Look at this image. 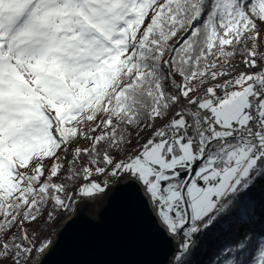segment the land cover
I'll list each match as a JSON object with an SVG mask.
<instances>
[{"label": "snow or ice", "instance_id": "snow-or-ice-1", "mask_svg": "<svg viewBox=\"0 0 264 264\" xmlns=\"http://www.w3.org/2000/svg\"><path fill=\"white\" fill-rule=\"evenodd\" d=\"M262 49L264 0H0V264L105 174L182 238L170 264H264Z\"/></svg>", "mask_w": 264, "mask_h": 264}, {"label": "water", "instance_id": "water-1", "mask_svg": "<svg viewBox=\"0 0 264 264\" xmlns=\"http://www.w3.org/2000/svg\"><path fill=\"white\" fill-rule=\"evenodd\" d=\"M38 264H170L182 242L170 237L137 182L121 178L71 211Z\"/></svg>", "mask_w": 264, "mask_h": 264}, {"label": "rangeland", "instance_id": "rangeland-1", "mask_svg": "<svg viewBox=\"0 0 264 264\" xmlns=\"http://www.w3.org/2000/svg\"><path fill=\"white\" fill-rule=\"evenodd\" d=\"M145 138H147V136H145ZM144 140L141 141V143H143ZM105 178L108 180V182H113L114 179L111 177V176H108L107 174H105ZM92 180H96V181H99L101 179L100 176L98 175H93L91 177ZM80 184H84V183H88V181H85L84 179H82L80 182ZM70 215V214H69ZM67 215L65 217V214L62 215V217L60 218V220L58 222H56L54 225H52V234L56 231V229L60 226V224L69 216Z\"/></svg>", "mask_w": 264, "mask_h": 264}, {"label": "trees", "instance_id": "trees-1", "mask_svg": "<svg viewBox=\"0 0 264 264\" xmlns=\"http://www.w3.org/2000/svg\"><path fill=\"white\" fill-rule=\"evenodd\" d=\"M262 50H264V49H262ZM235 60H236V64L237 65H243V63H242V60H243V57L242 56H240V55H237L236 56V58H235ZM147 138H145V140H146ZM83 143V142H82ZM85 146H86V144H85ZM83 178H80L79 180H78V183L82 180ZM71 212H68V213H65V217L67 216V215H69Z\"/></svg>", "mask_w": 264, "mask_h": 264}, {"label": "built area", "instance_id": "built-area-1", "mask_svg": "<svg viewBox=\"0 0 264 264\" xmlns=\"http://www.w3.org/2000/svg\"><path fill=\"white\" fill-rule=\"evenodd\" d=\"M236 72H239V71H246L247 69L244 68V65H238V67H236Z\"/></svg>", "mask_w": 264, "mask_h": 264}]
</instances>
